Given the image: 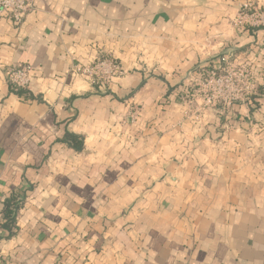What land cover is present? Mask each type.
Segmentation results:
<instances>
[{
	"label": "crops",
	"instance_id": "1",
	"mask_svg": "<svg viewBox=\"0 0 264 264\" xmlns=\"http://www.w3.org/2000/svg\"><path fill=\"white\" fill-rule=\"evenodd\" d=\"M249 1L264 9L33 0L20 25L0 12V224L4 201L22 202L0 264H264V30L232 26ZM224 57L253 72L256 106L194 94ZM104 58L124 71L106 91L69 72ZM22 65L18 96L6 72Z\"/></svg>",
	"mask_w": 264,
	"mask_h": 264
},
{
	"label": "built area",
	"instance_id": "2",
	"mask_svg": "<svg viewBox=\"0 0 264 264\" xmlns=\"http://www.w3.org/2000/svg\"><path fill=\"white\" fill-rule=\"evenodd\" d=\"M33 10V0H0V12L9 15L14 24L20 25L24 17ZM238 30H264V9L252 2H244L232 21ZM196 81L194 94L201 96L205 107L228 111L234 104L250 105V97H258V86L254 74L247 66L238 67L227 58H222L216 66ZM80 77L98 91H106L116 78L122 77L124 71L111 59H97L87 65H74L69 71ZM7 83L14 91H25L33 78V68L29 65L12 67L6 72Z\"/></svg>",
	"mask_w": 264,
	"mask_h": 264
},
{
	"label": "trees",
	"instance_id": "3",
	"mask_svg": "<svg viewBox=\"0 0 264 264\" xmlns=\"http://www.w3.org/2000/svg\"><path fill=\"white\" fill-rule=\"evenodd\" d=\"M258 92L261 94L263 93L262 87H258ZM15 93L18 96H21L24 91H15ZM255 100L256 96L250 97V106L254 107L257 105ZM65 142L69 146H71L76 152H80L83 148V142L80 137L67 134ZM21 207L22 202L18 199V196L16 195L11 196L4 201L3 210L1 212V219L3 220V223L0 224V230L3 232V237H0V240L8 239L14 234L15 230L17 229L15 217Z\"/></svg>",
	"mask_w": 264,
	"mask_h": 264
}]
</instances>
